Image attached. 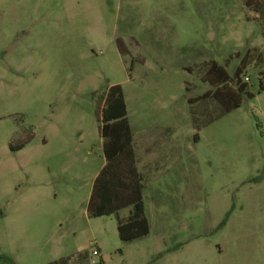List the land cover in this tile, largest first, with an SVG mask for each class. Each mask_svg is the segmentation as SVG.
Wrapping results in <instances>:
<instances>
[{
  "label": "rangeland",
  "instance_id": "obj_1",
  "mask_svg": "<svg viewBox=\"0 0 264 264\" xmlns=\"http://www.w3.org/2000/svg\"><path fill=\"white\" fill-rule=\"evenodd\" d=\"M243 58L254 97L196 130L205 65ZM259 78L264 0H0V264H264ZM112 84L145 147L150 231L132 241L128 208L87 210Z\"/></svg>",
  "mask_w": 264,
  "mask_h": 264
},
{
  "label": "trees",
  "instance_id": "obj_2",
  "mask_svg": "<svg viewBox=\"0 0 264 264\" xmlns=\"http://www.w3.org/2000/svg\"><path fill=\"white\" fill-rule=\"evenodd\" d=\"M245 69L244 58L233 76H230L225 66L215 61L205 65L201 81L209 83L212 88L188 99L196 130L239 108L244 97H254L248 91L247 82L244 80L246 77L242 79ZM259 79L260 91H264V82ZM100 97L103 100L101 137L105 163L93 182L87 210L90 216L100 217L118 215L120 210L128 208V216L118 219L119 236L123 241L140 239L150 231L143 202L145 178L138 169L123 87L121 84L109 85ZM209 100L218 105V112L212 115L208 110L206 113L203 110L199 115L193 105ZM24 144L17 146L16 150L22 149Z\"/></svg>",
  "mask_w": 264,
  "mask_h": 264
},
{
  "label": "crops",
  "instance_id": "obj_3",
  "mask_svg": "<svg viewBox=\"0 0 264 264\" xmlns=\"http://www.w3.org/2000/svg\"><path fill=\"white\" fill-rule=\"evenodd\" d=\"M133 139H134V142H133V143H134V149H135V152H136V155H137V159H138V163H137V164H138V169L143 173V171H142V164H141V159H142V158L139 156V153H140L139 151H141V150H140V147H141V146L144 148V151H145V147H144V144H143L144 142H143V141H140V143H139L140 145L137 146V145H136V142H135V135H134V134H133ZM150 141H151V139L145 140V143L148 144V143H150ZM147 144H146V145H147ZM149 152H150V151H149ZM148 154H149V157H147V158H150L151 155H150V153H148ZM145 159H146V158H145ZM103 165H104V163H103ZM103 165L101 166V168L103 167ZM101 168H100V169H101Z\"/></svg>",
  "mask_w": 264,
  "mask_h": 264
},
{
  "label": "built area",
  "instance_id": "obj_4",
  "mask_svg": "<svg viewBox=\"0 0 264 264\" xmlns=\"http://www.w3.org/2000/svg\"><path fill=\"white\" fill-rule=\"evenodd\" d=\"M245 79H246V81H248V80H249V78H248V77H246ZM93 255H96V256H98V255H100V253H99L97 250H94V251H93Z\"/></svg>",
  "mask_w": 264,
  "mask_h": 264
}]
</instances>
